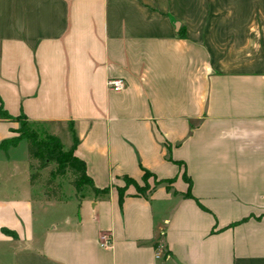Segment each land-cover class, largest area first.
<instances>
[{
  "label": "crops",
  "instance_id": "0c3cea01",
  "mask_svg": "<svg viewBox=\"0 0 264 264\" xmlns=\"http://www.w3.org/2000/svg\"><path fill=\"white\" fill-rule=\"evenodd\" d=\"M0 109L107 189L2 160L0 264H264V0H0Z\"/></svg>",
  "mask_w": 264,
  "mask_h": 264
},
{
  "label": "trees",
  "instance_id": "16d2710c",
  "mask_svg": "<svg viewBox=\"0 0 264 264\" xmlns=\"http://www.w3.org/2000/svg\"><path fill=\"white\" fill-rule=\"evenodd\" d=\"M0 116L11 118L7 116L6 113L2 112L0 109ZM18 120L21 121L20 127L17 129L19 134L11 138H6L0 141V148L7 149L10 145H16L21 138H25L27 141L28 150V162L31 173L29 175L30 184H36L40 181V169L47 167L48 165L54 163L55 168L49 171L48 177L42 181L43 194L47 199L58 198L61 196V188L59 184L55 181L56 176H62L66 172H71L72 178L70 184L74 187L76 191V196L83 190L85 186H91L95 192H104L107 189H98L92 182L91 177L86 172L85 162L74 154L78 139L73 134L72 142L69 146L65 147L59 137L49 134L47 132L39 133L37 130L33 129L28 121L23 117L19 116ZM42 136H41V135ZM37 160V165L31 164V160ZM34 170V171H32ZM153 176L147 170H144L142 181L144 186H140L137 182L125 176L124 187L118 188L120 197L123 194L124 188L130 184L134 185L139 192H145L148 188L147 178ZM183 176L188 182V190L184 193V196L192 197L190 192L191 181L184 173ZM155 178V177H154ZM168 180L171 182L172 179H155V184Z\"/></svg>",
  "mask_w": 264,
  "mask_h": 264
},
{
  "label": "rangeland",
  "instance_id": "374dc122",
  "mask_svg": "<svg viewBox=\"0 0 264 264\" xmlns=\"http://www.w3.org/2000/svg\"><path fill=\"white\" fill-rule=\"evenodd\" d=\"M19 122V126L21 125V121L18 120ZM41 135V134H40ZM42 136V135H41ZM25 156H28V150H27V141L25 138H21L18 141V145L16 148H12L11 150L8 151V148L5 149H1L0 148V165H1V161L2 160H6L7 158H15L18 160H24ZM30 164V163H29ZM31 164H33L34 166L37 165V160L32 159L31 160ZM55 168V164L52 163L50 165H48L45 168L40 169V185L41 187H43L42 181H44V179H46L48 177L49 171ZM34 171V170H32ZM72 178V174L71 172H66L64 175L62 176H56L55 177V181L59 184L61 191L63 189H65L66 192H68L69 189H73V186L70 184V180ZM59 181V182H58ZM147 183H148V188H151L154 184H155V179H152L151 177L147 178ZM140 186H144V183L142 181L141 184H139Z\"/></svg>",
  "mask_w": 264,
  "mask_h": 264
},
{
  "label": "built area",
  "instance_id": "2783aa9c",
  "mask_svg": "<svg viewBox=\"0 0 264 264\" xmlns=\"http://www.w3.org/2000/svg\"><path fill=\"white\" fill-rule=\"evenodd\" d=\"M106 86L109 91L119 93L124 90L125 81L121 77H112L107 79ZM100 242L102 245H108L109 243L108 236L106 234H102Z\"/></svg>",
  "mask_w": 264,
  "mask_h": 264
}]
</instances>
